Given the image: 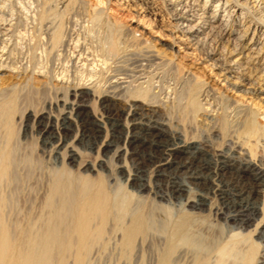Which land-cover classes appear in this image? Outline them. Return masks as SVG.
<instances>
[{
  "label": "bare ground",
  "instance_id": "bare-ground-1",
  "mask_svg": "<svg viewBox=\"0 0 264 264\" xmlns=\"http://www.w3.org/2000/svg\"><path fill=\"white\" fill-rule=\"evenodd\" d=\"M141 2L144 11L152 10L150 1ZM163 2L181 41L190 48L208 47L204 59L211 62L226 87L250 100L260 97L258 103L264 105V24L261 16L256 18L249 11L254 8L260 15L264 0ZM55 34L56 42L64 38L57 31ZM209 41L215 45L210 46ZM223 43L227 48L220 47ZM115 44L112 48L116 50ZM4 68L0 66V71ZM128 76L110 78L114 91L132 86L129 95L133 98L121 107L125 118L106 114L105 121L96 116L85 120L73 139H94L98 149L112 148L116 158L125 156L133 165H143L133 169L127 168L126 161L119 163L116 167L125 171L122 182L114 175L109 178L99 174L96 179H73L63 169L54 176L39 214L33 212L32 205L28 208L24 225L17 216L12 218L8 208L12 198L20 194L22 183L14 173L12 156V117L18 97L12 93L0 100V127L5 130L4 144L0 143V264H110L112 260L120 264L144 254L154 264H175L189 253L192 264H201L217 250L220 254L231 250L238 257L246 256L242 264L251 263L253 249L243 250L234 244L227 250L228 246L222 245L230 228L246 225L260 209L256 196L264 191V168L258 163L257 146L264 143V123L258 121L257 111L240 106L189 76L176 82L182 88L178 94L176 84L163 87L142 75L134 79ZM72 88L74 99L88 93L81 87ZM112 95L101 102L110 99L111 105H116L120 97ZM74 99L68 103L71 111L79 106ZM164 104L176 111L185 129L196 126L200 118L206 134L217 130L220 141L209 140L213 152L203 155L199 144L205 141L200 137L167 129L168 124L160 120ZM43 117L34 114L33 120L40 126L37 130L43 145L59 148L62 139L52 132L55 121L42 124ZM62 119L68 124L67 120L74 118L69 112ZM98 122L109 123L112 130L105 131L101 140L97 132L103 126ZM116 137L123 146L114 143ZM226 142L231 144L229 149ZM236 147L246 150L249 159L239 151V158L231 155L229 152L236 151ZM77 156L71 147L66 160L76 162ZM146 161L150 162L148 169H142ZM154 182L163 190H157ZM137 183L135 192L128 189ZM190 184L196 185L199 193L180 198ZM6 186L11 190L3 194ZM210 193L212 198L208 197ZM173 198L184 200L183 208L176 212L169 208ZM205 216L216 222L205 223ZM262 217L256 234L259 240H264ZM255 264H264V252Z\"/></svg>",
  "mask_w": 264,
  "mask_h": 264
},
{
  "label": "rangeland",
  "instance_id": "rangeland-1",
  "mask_svg": "<svg viewBox=\"0 0 264 264\" xmlns=\"http://www.w3.org/2000/svg\"><path fill=\"white\" fill-rule=\"evenodd\" d=\"M148 1L152 7L150 11L143 10L141 0H0V66L6 68L0 71V100L12 93L18 97L17 109L12 117V145L15 146L12 156L15 162L14 173L22 182L20 194L12 198L8 208L13 219V216H17L23 220H20L21 225L26 223L27 220L23 216L31 205L33 212L39 214L54 176L63 169L73 179H96L99 174L109 178L115 176L122 182L125 171L120 172V168L116 167L119 163L126 161L127 168L133 169L143 165H133L125 156L116 158L112 148L109 150L102 146L98 149L94 139H73L85 120H92L96 116L105 121L106 114H111L114 118H125L122 108L133 98L129 95V88L132 86L124 91H114L110 86V78L113 80L114 77L130 75L128 77L134 79L142 75L146 79L148 77L153 84L156 83L155 85L160 83L159 85L167 87L176 84L178 94L182 88L181 84L176 82L189 76L206 83L240 106L257 111L258 121L264 123V105L258 103L260 97L250 100L239 91L228 89L211 62L204 59L208 47L190 48L174 31L173 22L163 0ZM249 11L256 18L261 16L264 24V10L260 15L254 8ZM56 31L64 40L60 38L61 40L55 41ZM209 42L210 46L215 45L213 41ZM113 43H117L116 50L112 48ZM223 44L220 47L227 48V45ZM116 52L117 54H114ZM72 87H81V90H87L88 93L74 99L71 96ZM111 95L120 97L115 100L116 105H111L110 99L107 103L101 102V99ZM73 99L79 106L71 111L68 103ZM164 105L160 120L168 124L165 126L167 129L186 131L189 136L200 137L205 141L204 144H199L203 155L213 152L210 141H220L217 130L211 129L206 134L205 124L200 118H197L196 126L185 129L179 115L169 107L170 104ZM69 112L75 120L68 119V124H63L62 118ZM34 114L44 116L42 124L47 120L56 122L52 132L62 139L59 151L57 147L53 149L50 145H43L37 130L40 126L33 122ZM102 126H105V130L102 127V130L97 132L100 140L105 131L112 132L109 123L105 122ZM0 128V143L3 145L5 130ZM114 143L121 146L123 142L116 137ZM225 144L229 149L230 142ZM71 147L79 156L76 162L68 163L66 155ZM235 150L229 153L237 158L240 157L237 151L246 153L243 158L249 159L248 152L243 148L236 147ZM257 158L264 168L263 142L257 146ZM149 164L150 162L146 161L142 169H148ZM83 165L85 167H82ZM154 186L157 190H163V187L155 182ZM137 188L138 183L134 184L133 188L128 187L133 192ZM10 190L9 186L3 187L2 193L7 194ZM187 190L182 192L180 198L185 199L188 195L195 196L199 193L198 187L193 184H190ZM211 196L210 193L208 197L212 198ZM180 198L172 199V204H169L171 212L183 208L181 202L184 203V200ZM256 201L260 209L254 211V218L249 219L246 225L230 228L222 245H227V250L234 244L243 250L253 249V262L250 264H255L264 252V240H259L256 236L264 216L263 190L256 196ZM205 213L207 211L203 212ZM202 219L205 223L216 222L213 217L205 216ZM190 255L191 253L180 257V261L175 264H192ZM245 257H238L231 250L224 254L217 250L201 264H242ZM152 260L148 254H144L136 258L131 257L127 263L120 264H154ZM112 261L110 264H113ZM65 264H68V261Z\"/></svg>",
  "mask_w": 264,
  "mask_h": 264
}]
</instances>
